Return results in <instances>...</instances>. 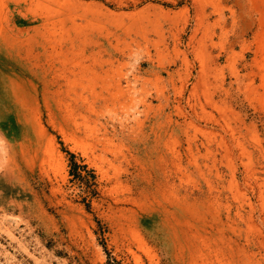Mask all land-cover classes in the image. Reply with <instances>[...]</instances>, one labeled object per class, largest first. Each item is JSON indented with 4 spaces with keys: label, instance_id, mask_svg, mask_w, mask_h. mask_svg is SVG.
I'll list each match as a JSON object with an SVG mask.
<instances>
[{
    "label": "rangeland",
    "instance_id": "374dc122",
    "mask_svg": "<svg viewBox=\"0 0 264 264\" xmlns=\"http://www.w3.org/2000/svg\"><path fill=\"white\" fill-rule=\"evenodd\" d=\"M0 264H264V0H0Z\"/></svg>",
    "mask_w": 264,
    "mask_h": 264
},
{
    "label": "trees",
    "instance_id": "16d2710c",
    "mask_svg": "<svg viewBox=\"0 0 264 264\" xmlns=\"http://www.w3.org/2000/svg\"><path fill=\"white\" fill-rule=\"evenodd\" d=\"M72 156H73V155H72ZM73 165H74V167H76L77 164H76V163H73ZM72 173H73L74 175H76V171H75V170H72ZM77 176L80 177L81 175L78 173ZM81 177H82V176H81Z\"/></svg>",
    "mask_w": 264,
    "mask_h": 264
}]
</instances>
